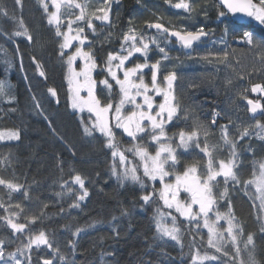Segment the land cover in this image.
<instances>
[{
    "label": "trees",
    "instance_id": "1",
    "mask_svg": "<svg viewBox=\"0 0 264 264\" xmlns=\"http://www.w3.org/2000/svg\"><path fill=\"white\" fill-rule=\"evenodd\" d=\"M177 2L179 0H119L117 3L113 0L110 5V23L93 19L96 34L85 27L84 35L91 42V50L97 68L100 69L95 74L97 82L107 78L113 84L112 99L115 102L118 99V87L108 73L102 71L108 54L120 52L122 35L129 27H135L143 34L152 36L156 32L148 28L146 22H157V17H163L159 22L169 28L188 31L204 28L206 32H210L207 39L193 46L191 50L183 49L173 41L162 44L171 59L162 61L160 70L161 77L168 71L174 70L178 73L179 78L175 82L176 94L181 98L182 105L193 107L199 120L211 126L214 134L209 140L213 143L219 140L218 125L227 124L229 119L233 121L229 126V132L233 135L237 134V125L242 130L244 127L254 126L257 119L264 123V115H251L247 106V99L259 100L264 104V95L251 92V87L255 84L264 86V63L256 57V52L260 50L249 51L248 46L240 39L246 31L252 32L256 40L264 39V25L251 18L245 22H239L231 15L218 18L216 0H189L195 6V11L191 14L174 8L172 4ZM101 6L102 0H91L89 11ZM0 8L9 14L4 16L0 13V80L6 83L14 97L11 103L7 97L0 99V131L19 129L21 133L18 141L0 142V157L7 156L11 161L10 166L7 163L0 164V177L23 186L20 192L12 193L9 200L8 190L0 185V197L3 198L5 206L9 203L22 204L25 212L21 213V222H25V215H38L43 210L45 215L29 227L33 231L43 228L50 236L53 247H59L68 259L74 258L76 264H102L101 251L113 253L111 256H104L103 264H191V254L197 249L201 254L205 251L211 253L213 250L207 248L206 244L207 233L201 230L202 240L194 229L189 231L187 228L183 229V252L173 241L158 242L149 247L152 244L151 238L155 235L152 220L155 205H143L139 197L144 190L139 185L129 182L123 187L120 186L116 177L111 174L113 158L111 151L104 147V137L97 132L92 136L85 135L83 129L89 127L87 116H80L72 110L70 104L66 78L68 70L65 63L67 54L64 57L59 55L62 38L57 37L55 27L47 23V15L40 0H21L20 5L15 0H0ZM13 16L15 19L9 18ZM19 20H23L32 35L31 42L23 36L9 39L11 33L17 29ZM226 29L228 47L219 43ZM213 40L217 43L213 44ZM85 47L89 49L88 42ZM151 47L149 64L162 56L155 45ZM224 51L230 53L229 62L233 67L210 64L200 59L204 56H222ZM33 57L41 65L39 69L37 63L33 62ZM130 60L129 66H132L133 61L144 62L140 55H135ZM40 71L45 75L41 76ZM150 71L147 70L146 73L148 80ZM239 75L244 78L240 79ZM229 79L231 84L227 83ZM49 88L55 90L56 96H52ZM96 94L102 103L107 102V89L98 86ZM241 95L247 99L241 98ZM37 102L39 108L36 107ZM10 108H15L16 111L11 112ZM213 110L221 114L217 118V125H211ZM181 128L190 130L191 121L185 123L181 120L169 125V135L177 133ZM117 136L118 141L124 140L119 137L118 132ZM151 148L150 150L154 149L152 146ZM238 148L241 153V166L237 171L242 180L250 179L253 172L252 161L264 160V141L255 136L251 139L246 137L239 142ZM178 152L181 163L177 167L181 170L186 163H192L195 159H206L194 147L188 152ZM220 156L227 157V151L221 152ZM76 174L85 179V188L89 192V196L80 202L79 209L70 208V204L81 192L79 185L72 183ZM219 179L222 181L223 178ZM65 182L66 186L61 187ZM68 187H71V193L68 192ZM25 190L29 192L28 199L23 196ZM229 190L233 211L245 229L242 239H246L249 232L256 233L254 240L257 256L264 261V233L259 232L261 222L256 219L258 208L253 207V201L249 199V195H245L242 186L233 190L230 184ZM248 192L252 196L256 195L252 185L248 186ZM227 203L228 199L220 201L222 212L227 210ZM43 204H47V208H43ZM123 209L128 210V216L121 215ZM12 211L19 210L10 208L9 212ZM3 215L8 213L0 208V216ZM114 216L115 220L112 219ZM93 222H96L95 228H88L78 237L72 235L77 227H87ZM183 223L186 222L182 221ZM116 232L119 233L118 237ZM19 235H14L0 221V238L12 241L5 244L6 251L14 252L21 244L23 237L16 238ZM193 236L195 248L190 247ZM72 240L77 243L75 257L68 246ZM161 248L168 256L162 254ZM229 250L231 251V246ZM52 256L53 253L44 246L39 252L33 249V264H42V258L50 259ZM243 256L246 260L247 254L244 253ZM53 264H60L58 257Z\"/></svg>",
    "mask_w": 264,
    "mask_h": 264
},
{
    "label": "snow or ice",
    "instance_id": "2",
    "mask_svg": "<svg viewBox=\"0 0 264 264\" xmlns=\"http://www.w3.org/2000/svg\"><path fill=\"white\" fill-rule=\"evenodd\" d=\"M90 2L91 0H49V2L40 0L47 15V23L54 26L55 35L62 38L59 43V55L64 57L65 50L72 48L74 41L78 42L75 51L67 55L65 63L68 75L66 78L72 107L80 111L87 108V111L94 116L91 127L86 126L83 129L85 135L92 136L94 132H98L104 137V147L111 151L113 158L111 174L116 177L121 187L129 182L139 185L144 190L139 197L143 205H155L152 217L155 235L151 238L152 244L149 247L155 246L158 242L173 241L183 252L185 246L183 229L187 228L189 231L194 229L196 235L201 236L202 240L201 229H206L207 248L213 251L211 253L205 251L204 254H201L197 249L194 254H191V264H206V262L264 264V261H261L257 256V246L254 240L256 233L249 232L246 239H242L245 236V229L237 219L229 197L230 184L233 190L242 186L245 195H249V199L253 201V207L258 208L256 219L261 222L259 232L264 233V160L254 159L252 161L253 172L250 179L242 180L237 171L241 166L239 142L246 137L251 139L253 136L264 141V123L257 119L254 126L244 127L242 130L237 125V134L233 135L229 132V126L233 121L229 119L227 124L218 125L219 140L213 143L209 140V137L214 134L211 126L199 120L193 107L182 105L181 98L176 94L175 82L179 78L178 73L174 70L168 71L163 75L162 80L158 79L162 61L171 59L168 50L165 46H161L162 44L171 43L169 38L175 37L183 49L191 50L194 44L202 43V38L208 37L210 32H206L204 28L195 31L169 28L159 22L163 17H157V22H146L148 28L156 30V34L152 36L143 34L135 27H129L127 32L122 35L120 52L116 54L110 52L105 67L102 69L108 73L118 87V99L114 102L112 99L113 84L107 78L101 79L99 82L93 78V71L97 68V63L91 50V42L88 41L87 36L82 35L85 32V27L91 29L94 35L96 34L93 19L110 23V5L113 0H102L103 6L97 7L93 11H89ZM116 2L118 3L119 0ZM166 2H171V0H166ZM15 3L20 5L21 0H15ZM49 4L54 9L53 11H49ZM172 6L176 9H183L189 14L195 11V6L189 0H179ZM217 9L218 18L240 14L264 25V0H218ZM0 13L4 16L9 15L2 8H0ZM9 18L15 19L14 16ZM65 23L66 29L62 31L61 26ZM20 36L25 37L29 42L33 39L23 20L18 21L17 29L11 33L9 39ZM226 36L227 29L219 43L228 47ZM240 39L248 46L249 51L259 49L260 51L256 52V57L264 63V39L256 40L250 31L244 32ZM86 42L89 43L87 51L83 48ZM212 43L215 44L217 41L213 40ZM152 45H155L156 50L162 56L161 59L149 64L148 56ZM17 51H19L18 48ZM135 54L142 56L144 62L133 61L132 66H126ZM229 55L228 51H224L222 56H204L200 59L210 64L216 63L223 64L225 67H233L229 62ZM77 58L83 61V67L79 71L73 66ZM114 61L117 63H113ZM33 62L37 63L35 57H33ZM40 67L41 65L37 63V68ZM145 68L151 70L150 83L145 81ZM233 70L235 69L233 68ZM118 73H122V77ZM40 75L44 76L45 73L40 71ZM239 78L243 79L244 77L239 75ZM231 82L230 79L227 81L228 84ZM97 83L108 90L106 103H102L96 94ZM189 87H199V85H189ZM48 91L52 96H56L54 89L49 88ZM83 91L87 92L86 97L81 96ZM251 92L264 95V86L255 84L251 87ZM5 97L9 103L14 99L6 83L0 80V99ZM156 97H161V100L157 102ZM241 98L247 99L243 95ZM33 100H35L34 96ZM247 104L249 105L248 111L253 116L257 112L264 115V104H261L259 100L247 99ZM36 107H40L38 102ZM9 111L15 112L16 109L10 108ZM220 116V112L213 110L211 125H217V118ZM181 120L185 123L191 121V129L181 128L177 133L169 135L168 125ZM117 129L130 138L127 147H121L117 139ZM20 138L19 129L0 131V141L5 139L18 141ZM152 145H155V148L150 150ZM193 147L203 153L206 159H195L192 163H186L182 170L178 169L177 166L181 163V155L178 150L182 149L184 152H188ZM225 150L227 157H221L220 153ZM248 150L251 151V149ZM129 153L133 157L131 160L128 157ZM3 163L11 165L7 156L0 157V164ZM221 177L222 181L218 179ZM72 183L79 185L81 192L70 204V208L79 209L80 202L89 196V192L85 188V179L80 174L74 175ZM0 185L8 190L9 200L12 198V193L20 192L23 188L22 185L3 177H0ZM249 185L254 186L255 196L249 194ZM65 186L66 182L61 184V187ZM149 188H151L150 191ZM71 191V187H68V192L71 193ZM57 195L61 194L57 193ZM23 196L25 199L30 198L27 190L23 192ZM225 199H228L227 210L222 212L219 203ZM256 201H259L258 205ZM47 206V204H43V208H47ZM0 208H4L8 213V215L0 216V221H3L14 235L20 234L16 237L17 239L23 237L21 244L14 252L5 249V244L12 243V241L0 238V264H33V249L39 252L42 246L53 253L50 259L42 258V264H53L57 257L60 264H76L74 258L68 259L61 253L59 247H53L50 236L43 228L33 231L29 227L45 215L43 210L38 215H25V222H21V213L25 212L22 204L9 203L6 207L3 198L0 197ZM10 208L19 211L9 212ZM121 215L128 216V210L123 209ZM112 219L115 220L116 217L114 216ZM182 221L186 223L182 224ZM221 221L226 227L221 226ZM95 227L96 222L87 227H77L72 235L78 237L88 228ZM113 230L115 231V228ZM118 236L119 233L116 232V237ZM68 246L72 249V256L75 257L77 253L76 241H69ZM229 246H231V251ZM190 247H196L195 236L190 242ZM161 252L164 256H168L163 248H161ZM244 253L247 254L246 260L243 256ZM106 255L111 256L113 253L101 251L102 264ZM169 258L175 259L174 257Z\"/></svg>",
    "mask_w": 264,
    "mask_h": 264
},
{
    "label": "rangeland",
    "instance_id": "3",
    "mask_svg": "<svg viewBox=\"0 0 264 264\" xmlns=\"http://www.w3.org/2000/svg\"><path fill=\"white\" fill-rule=\"evenodd\" d=\"M45 2H49V0H45ZM54 9H52V7H51V5L49 4V11H53ZM66 29V24H64V25H62L61 26V30L63 31V30H65ZM82 35H84V33L82 34ZM78 46V42L77 41H74L73 42V47L72 48H69V49H67V50H65V52H66V54L68 55V54H71V53H73L74 51H75V48ZM86 43H85V45L83 46V48H84V50L85 51H87V49H86ZM135 55H139V54H135ZM134 55V56H135ZM134 56L132 57V58H134ZM131 58V59H132ZM113 63H117V62H113ZM130 63H131V60H129L128 62H127V64H126V66H129L130 65ZM74 68L77 70V71H79L80 70V68H82L83 67V61L80 59V58H77V60L75 61V63H74ZM99 68H96L94 71H93V78L95 79V74L97 73V70H98ZM100 70V69H99ZM147 70H150V68H145L144 69V75H145V81L146 82H149L150 83V81H151V71L149 72V76H150V78H149V80H148V77H147V75H146V73H147ZM118 75H120L121 77H122V73H118ZM110 77V76H109ZM162 78L163 77H161V74L159 73L158 74V79H160V80H162ZM110 79H111V77H110ZM114 83H115V81H113ZM68 86H69V84H68ZM104 87L103 85H100L99 83H97V87ZM96 90H97V88H96ZM81 96H84V97H86L87 96V92L86 91H83V92H81ZM69 97H70V93H69ZM70 99V98H69ZM156 100H157V102H159L160 100H161V97H156ZM70 104H71V108H72V110L73 111H75L76 113H78L80 116H87V122H89V127H91V121L94 119V116H92V114H90L88 111H87V108H85L84 109V111H80V110H78V109H74L73 107H72V101L70 100ZM171 125V124H170ZM168 127H169V125H168ZM116 132H118V133H120V136L119 137H121V138H123L124 140H120L119 142H120V145H121V147H127L128 146V144H129V140H130V138H128L126 135H123L122 133H121V131L120 130H116ZM98 133V132H97ZM117 139H118V136H117ZM5 140H7V139H5ZM5 140H2V141H5ZM1 142V141H0ZM152 147L153 148H155V145H152ZM152 149V148H151ZM179 150H182V149H179ZM178 150V151H179ZM128 157H129V159L131 160V159H133V157L131 156V154L129 153L128 154ZM117 163H118V160H117ZM222 178V177H221ZM219 179V178H218ZM183 195V194H182ZM258 203H259V201H257V205H258ZM220 224H221V226H225L226 227V225L224 224V222L223 221H221L220 222ZM202 231H204V232H206L207 233V230L206 229H201ZM206 263H214V262H206Z\"/></svg>",
    "mask_w": 264,
    "mask_h": 264
},
{
    "label": "water",
    "instance_id": "4",
    "mask_svg": "<svg viewBox=\"0 0 264 264\" xmlns=\"http://www.w3.org/2000/svg\"><path fill=\"white\" fill-rule=\"evenodd\" d=\"M217 2H218V0H216ZM234 19H236L237 21H239V22H245L247 19H250V18H247V17H244V16H242V15H240V14H237L236 16H232ZM155 32H156V30L155 29H153ZM170 39L173 41V42H176V43H178L177 41H176V38L175 37H170ZM205 39H207V37H204V38H202V40H205ZM200 42H198V43H196V44H194V45H198ZM179 44V43H178ZM180 45V44H179ZM247 106H248V108H249V105L247 104ZM260 112H257V114L256 115H258ZM251 114V113H250ZM251 115H253V114H251Z\"/></svg>",
    "mask_w": 264,
    "mask_h": 264
}]
</instances>
